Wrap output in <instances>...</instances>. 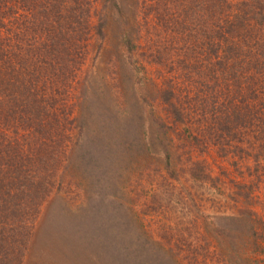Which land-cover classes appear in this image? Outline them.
Instances as JSON below:
<instances>
[{
	"label": "rangeland",
	"instance_id": "rangeland-1",
	"mask_svg": "<svg viewBox=\"0 0 264 264\" xmlns=\"http://www.w3.org/2000/svg\"><path fill=\"white\" fill-rule=\"evenodd\" d=\"M108 1L112 0H96V4L93 1L94 5H89V0H68L65 6V0H5L11 10L0 14V82L4 79L2 76H6L12 79L11 85L28 89L35 81L34 70L40 54L46 51L44 41L50 35L55 38L47 40L49 49L61 50L71 38L80 47L76 52L68 47L70 54L77 59L79 56L87 59L86 64L80 66L78 60L72 61L69 55L58 65L52 61L54 65L45 71L54 83V86L43 84L46 95H56L52 98L56 104L67 100V113L71 111L68 120L65 118L67 128H63L72 130V140L64 144L69 146L68 153L46 161L53 164L46 194L51 190L53 194L44 200L37 199L31 197L32 191L24 186L29 184V177L34 175V167L38 168L40 161H28L23 174L1 166L0 186H5L0 187L4 192L0 193V198L8 201L0 218L9 222L19 218L9 227V234L6 230V237L11 239L13 233L19 246L27 245L22 252L25 254L23 264H96L98 257L94 252L74 244L73 248L66 245L57 252L53 247H58L54 239L60 231L58 226L73 225L66 221L69 213L84 210L88 201L86 195L93 196L96 189L97 194H101L99 201L111 198L120 203V199L127 201L129 195L137 191L133 183L144 188H150V182L160 184L162 179L156 177L138 181L136 166L127 160L130 153L142 157L166 146L173 151L177 192L183 189V183L184 195L189 194L188 202L185 204L180 198L174 203L162 204L152 200L149 209L144 198L138 207H133L135 214H127V221L118 224L121 227L116 232L126 240L164 248L159 249L161 255L172 246L173 257L169 254L154 262L136 248L131 255L136 259L139 256L138 262L143 264H234L243 253L241 248L245 241L247 248L258 247L264 252V125H250V122L254 124L252 115L239 116L231 122L222 117L220 124L225 125L220 132L223 135H218L219 132L214 136L216 143L221 140L219 144L211 138L205 139L209 147L193 141V159L205 163V170L198 165L194 171L188 162L190 156H183L177 127L179 122L189 125V116L199 121L201 116H206L213 126L218 125L222 113L216 117L211 106L214 99L221 101L225 96L237 99L238 104L262 107L264 66L257 54L242 49L251 43L244 38L247 30L264 34V20L254 15L264 3L258 5L246 0L238 7L234 0L230 5V0H171L170 3L167 0H114L127 9L125 14L129 18L131 13L137 12V24L131 21L129 26L126 21L111 16L113 8H105ZM236 12H239L238 17H235ZM181 13L185 16L178 21ZM143 22L144 26L137 28ZM101 23L105 26L103 35L96 29ZM124 33H131L134 40L129 51L123 50L120 44ZM160 35L175 40L174 45L167 42L156 45L152 40H158ZM84 36L86 41L79 42ZM151 46L161 53L159 59L148 57L147 49ZM4 53H7L5 59L1 57ZM179 57L191 60H188L191 72L183 68ZM4 61L10 62L7 70ZM95 65L111 80V92L102 85L111 94L101 89L99 95L92 96V89L85 90L84 86L90 85L87 78ZM62 75H70V87H61L59 76ZM148 76H158L157 82L160 84L163 80L167 85L162 87L169 90L157 94L149 92ZM242 76L248 80L239 79ZM2 83L0 102L4 105ZM120 84L118 91L116 87ZM11 90L8 88L9 92ZM130 105L138 111L134 119ZM8 111L0 108V113L4 114L0 119L1 150L16 137V129L8 126H15L19 115ZM77 114L80 119H75ZM156 114L163 116L172 130L161 126L162 122L154 118ZM4 119H7L6 125H3ZM167 133L172 137L171 142L166 140ZM128 146L133 148L131 152H127ZM220 148H225L228 154H218ZM59 150L64 152L65 146H60ZM124 150L126 159L122 155ZM38 156L41 158V154ZM11 157L12 154L8 157L3 154L2 163ZM188 166L190 170L186 173L190 175L185 181L184 171ZM101 183L106 185L100 187ZM26 222L33 237L20 229ZM68 243L71 242L65 244Z\"/></svg>",
	"mask_w": 264,
	"mask_h": 264
},
{
	"label": "trees",
	"instance_id": "trees-1",
	"mask_svg": "<svg viewBox=\"0 0 264 264\" xmlns=\"http://www.w3.org/2000/svg\"><path fill=\"white\" fill-rule=\"evenodd\" d=\"M68 0H65V6ZM96 4V0H93ZM92 0H89V5H94ZM169 3L171 0H167ZM242 1L246 0H234L235 6L239 7V4ZM248 1V0H247ZM257 2L258 5L264 3V0H250ZM109 2V1H108ZM105 5V8H113L112 17L119 18L121 20L126 21L127 25L130 26V22L132 21L134 24H137L138 18H137V12H133L130 15V18L128 15L125 14L127 12V9L123 7L120 3L112 0L109 3ZM232 3V0H230L229 4ZM111 5V6H110ZM64 6V7H65ZM137 9V8H136ZM11 10L6 5L5 0H0V14L3 15V12H7ZM239 12H236V16L238 17ZM257 16L260 20H264V6H261L259 8L258 14H254ZM185 16L184 13H181L179 20ZM129 18V19H128ZM118 19V20H119ZM120 21V20H119ZM242 23V22H241ZM133 24V27H134ZM241 25V24H240ZM103 23L100 24L99 27H96L97 31L100 32L103 35L102 27ZM144 26V22L137 25V28H141ZM105 27V26H104ZM131 28V27H130ZM135 28V27H134ZM126 30V29H125ZM130 30V29H129ZM128 30V32H129ZM89 31V30H88ZM48 34H50V30H47ZM131 33L123 34L120 39V44L122 46L123 50H131L133 44V38L130 36ZM197 36V35H196ZM198 37V36H197ZM53 35L48 36L44 41V47L46 48V51H43L38 59V67L34 70V77L35 81L34 83L28 88H22L18 86H13L12 79L7 78L6 76H2L1 82L2 83V89H1V95L3 97V103L0 102V108L4 112L9 110L16 112L17 115H19V120L17 124L14 126H8L11 128L16 129V137L14 141H11L10 143L6 144L1 150L3 143H0V173L2 171L1 166H4V168H14L15 172H18L19 174L24 173V167L27 165L28 161L31 159H36V161L39 162V167H34L35 173L32 175V177H29V184L24 185L29 191H32L31 197H35L37 199H46L48 196H51L53 194L52 190L47 195L46 192L48 191V183L47 180L51 177V167L53 168V164H50L49 162L52 159L61 158V154L66 155L69 150V146L64 145L67 143L68 140H72V130H64L63 128H67L66 121L68 120L67 116L68 114L66 110L67 109V100L65 99L62 101V103L59 102V104H56L52 100V98L56 95H51V97H48L45 93L46 89V82L50 85L52 84L54 86L53 80H49V76H46L45 71L48 67L53 66L54 64L52 61H55L58 65V63L61 62L62 59L67 60L69 55L72 57V61L79 62L80 66H84L86 64V58L79 56L78 59L74 54H70V51L68 49L71 48L72 50H75V52L79 49L80 45H75L76 42L74 39L67 40V43H64L63 48H51L50 46H47V40H52ZM104 38V36H103ZM244 38L246 42H251L248 48H243L250 50L251 52H254L260 57V62L264 66V34H260L259 32H252L250 30H247L244 33ZM86 41V36L81 37L80 40ZM169 40V41H167ZM69 41V42H68ZM156 42V45L159 44V42L169 43L171 46L174 45V41L172 39L165 38L160 35L158 40H152ZM75 45L74 47L70 46ZM120 44H116V47H121ZM154 44V43H151ZM56 49V50H55ZM77 49V50H76ZM161 49V48H160ZM162 50V49H161ZM148 51V57H153L159 59V55L161 53L155 48L150 47L147 49ZM73 52V51H72ZM86 53L87 57V52ZM74 53V52H73ZM4 55V57H3ZM254 55V54H252ZM3 59L7 57V53H4L1 55ZM184 57V56H183ZM185 58V57H184ZM156 60V59H155ZM180 63H182V66L185 70H189V64L188 60L191 61L189 58L182 59L179 57ZM152 61V60H149ZM7 61H4L3 66L7 70L8 65ZM191 67V66H190ZM225 67L222 68V70ZM48 71V70H47ZM190 72L192 70H189ZM261 71V70H259ZM67 73V71H66ZM105 71L98 66L95 65V68L92 70L91 75L88 76V80L90 81V85L85 87L86 89H92V96L99 95L100 90L103 91V93L111 94V88L109 85V82L111 80L106 79L104 76ZM239 76V75H238ZM61 79V87L65 86V88L70 87V81L72 78L70 75L68 77H65L64 75L59 76ZM1 78V77H0ZM233 78V75H232ZM43 79H46L47 81H44ZM101 79V81H99ZM158 76H148L146 78V81L149 82V85L147 86V89L149 92L154 93H162L165 92L168 89L163 88V85H167L163 80L158 81ZM230 79V78H229ZM239 79L247 81L248 78H245L244 76L240 77ZM9 81V83L5 81ZM105 85L109 88L110 92L107 89H104L102 85ZM121 84L116 87V90H120ZM8 88H11L12 90L9 92ZM76 90V88L74 89ZM23 94L21 96L20 94ZM115 96V95H114ZM58 100V99H57ZM237 100V99H236ZM236 100L225 96L221 101H218V99L213 100V104L211 106V110H213L216 117L221 112L222 115L219 118V124L213 126V124L210 123L208 117L201 116L200 120L191 119L189 116V122L182 123L179 122L177 124V127L179 128V140L183 144L184 154L183 156H190V161L187 169L184 171L186 173L188 170L194 171V168L196 166H201L205 170V163L199 160H194L192 156V151L194 147L192 146L193 141L196 143H202L206 147L208 146L205 142V139L211 138L215 143L216 140L214 136L216 133H219L221 130L224 129L225 124H220L221 118L223 117L225 120H228L231 122L233 119L238 118L239 116H244L245 118H249L251 115L255 118L253 119L254 124L250 122L249 124L253 127H257L260 125H264V103L261 104V108H258L254 105H242L236 103ZM59 101V100H58ZM239 102V100H238ZM105 103H103L104 105ZM57 106L60 108L58 111ZM155 106V105H154ZM152 106L153 112H155V108ZM251 106V107H248ZM104 108V107H103ZM256 110H259L255 112ZM51 110H54L58 114L51 112ZM150 110V112H152ZM129 111L133 113V119L136 117L134 113L138 112L133 108L132 105L129 107ZM51 112V113H50ZM249 112V113H248ZM74 114V111H72V115ZM4 114L0 113V119L3 117ZM8 115H6L7 117ZM4 116V118H6ZM215 117V118H216ZM67 118V120L65 119ZM155 119L162 122L161 126H166L169 128V130H172L169 122L161 115H155ZM214 118V119H215ZM75 119H80V116L77 114ZM206 119V120H205ZM142 120V119H141ZM140 120V124H141ZM7 119H4L3 125H6ZM147 122V121H146ZM76 124V123H75ZM203 126V127H202ZM206 126V128H205ZM199 127V128H195ZM44 133V134H42ZM2 132L0 133L1 136ZM165 134V132H164ZM163 134V135H164ZM195 135V136H194ZM218 135L222 136L223 134L220 132ZM148 136V135H147ZM57 138V139H55ZM60 138V139H59ZM199 138H201L199 140ZM171 135L169 133L166 134V140L168 142H171ZM69 141V142H70ZM221 140H218L216 143L219 144ZM61 144L60 146H65L64 152L59 150L60 146H57ZM57 144V145H56ZM57 146V147H56ZM172 147V146H171ZM168 147V148H171ZM209 147V146H208ZM129 149H127V152H131L130 146H128ZM221 153L222 155H227L228 152L225 148H220L218 151V154ZM3 154H6L7 157L12 154V157L9 161L2 163V156ZM39 154H41V158H39ZM172 154L173 151L170 152V150H167V147L164 146L162 150H159L153 154L150 155H143L142 157L138 155V153H130V157L128 158V162L131 164H134L133 166H136V169L138 171L137 179L143 180L145 178H152L155 179H162L160 184L157 182V184H153L150 182V188H144L141 185L137 183L135 186H137V191L133 192L130 196V198L127 201H124V199H120V203H116L111 198H105L99 201V197L101 194H97V189L93 196H89L88 193L86 195L88 201H86V205L84 207V210H80L78 213L73 214L69 213L68 218H66V221H69L70 223H73V225H59L60 231L58 232V236L56 235L54 239L58 242V247H53L54 249H57V252L60 250H64V246L68 245L71 248L72 244L75 246L82 247L87 252L92 251L94 252L98 257V262L96 264H143L144 262H138L139 259H141L139 256L136 257L134 255H131L133 252V248H136V250H141L143 252V255L146 254V259L153 260H161L162 258L165 259V257L172 256L173 257V247L166 248L167 251L164 254H160L159 249L162 248L158 245H147V242H134L132 239L126 240L125 238H122L121 235L117 234V229L121 227L120 224L122 221H127V214L133 215L135 214V211H133V207L137 206L139 202L144 201V198L146 199L145 202L147 203V206L149 205V209L151 208L152 200H154L153 203H165V202H173L174 200H178L180 198V201H183L185 204L188 202L189 194L186 193L184 195V191L186 190L184 184L182 183V190H180V193H178V180L176 178H173L175 172V169L173 168L172 163ZM124 158L126 159L125 150L123 151ZM175 155V154H174ZM117 158H119L120 155L116 154ZM225 157V156H223ZM193 161H192V159ZM121 159V157L119 158ZM34 161V162H36ZM15 162V164L13 163ZM12 163V164H9ZM17 165H20L17 166ZM38 166V165H36ZM42 166L44 167L42 170ZM190 167V169H189ZM97 169H100L97 168ZM45 171L44 176L42 175V172ZM190 175V172L185 174V181H188V176ZM28 174H24V177L27 178ZM47 177V178H46ZM21 177L22 179H25ZM172 180V181H170ZM37 181V182H35ZM181 181V180H180ZM97 182L98 181H94ZM180 183V182H179ZM103 185H106L104 183H101L100 187ZM5 186L2 185L0 187ZM7 186V185H6ZM98 188V185H96ZM188 189V187H187ZM58 191L61 192L62 190L60 187H58ZM0 193H4L0 190ZM7 194H10V192H6ZM145 193V194H143ZM115 200H119L117 197H112ZM8 199L0 198V213L7 207ZM151 204V205H150ZM23 215V214H22ZM19 218L13 219L9 222L7 219L2 220L0 218V264H23L24 262V256L23 250H26V244H22V246H19L20 244L16 243V237L15 235L10 234L11 239L6 237V230L8 229L9 234V227L14 224L16 221H18ZM28 222V221H27ZM25 223V227L22 225L20 229L23 230V232H29L30 237H33L32 232L30 229L27 228ZM67 223V222H66ZM69 225V226H68ZM118 225V226H117ZM57 227V228H58ZM68 227V228H67ZM68 238L69 240H66ZM66 241H69L71 243L65 244ZM247 242L243 243V247L241 248V257L239 260L237 259V262L234 264H264V258H262V255H264V252H260V249L258 247L254 248H247L246 246ZM246 246V247H245ZM20 247V248H19ZM164 250V248H162ZM259 249V253H258ZM156 250V251H154ZM186 251V250H185ZM218 253V252H217ZM219 255V253H218ZM136 259V261H135ZM212 263V259L210 261Z\"/></svg>",
	"mask_w": 264,
	"mask_h": 264
}]
</instances>
